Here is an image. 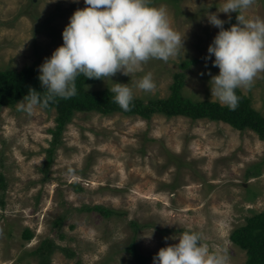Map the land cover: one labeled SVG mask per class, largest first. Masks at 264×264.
Listing matches in <instances>:
<instances>
[{"label": "rangeland", "instance_id": "374dc122", "mask_svg": "<svg viewBox=\"0 0 264 264\" xmlns=\"http://www.w3.org/2000/svg\"><path fill=\"white\" fill-rule=\"evenodd\" d=\"M151 6L166 9L183 49L167 62L150 59L142 71L118 72L86 89L130 84L134 98L148 103L169 98L182 74L183 97L222 105L210 89L219 68L214 56L206 59L220 29L206 15L218 13L223 0H151ZM85 7L84 0H0V70L39 72L63 45L70 17ZM242 14L264 18V0ZM236 17L218 13L225 29L238 23ZM149 72L156 87L145 92L135 85ZM239 90L264 116V73ZM56 119L55 108L28 113L16 103L0 109V264H42L32 253L44 241L60 247L50 264H142L132 245L147 258L144 264H153L183 231L202 233L228 264H245L246 252L230 237L264 212V140L257 134L209 119L91 112L76 113L54 147ZM94 207L116 213L106 216Z\"/></svg>", "mask_w": 264, "mask_h": 264}, {"label": "clouds", "instance_id": "9594fccd", "mask_svg": "<svg viewBox=\"0 0 264 264\" xmlns=\"http://www.w3.org/2000/svg\"><path fill=\"white\" fill-rule=\"evenodd\" d=\"M86 5L70 17L62 33L63 45L39 66V77L46 95L29 89L18 107L31 113L47 107L56 97L69 99L77 94L76 79L104 80L118 72L129 76L143 70L150 59L167 62L183 49L184 39L173 29L164 7L151 6V0H84ZM254 0H223L218 13H237V24L225 29L218 13H207L208 22L220 29L208 48L207 60L215 57L210 89L222 105L235 109L236 89L250 87L264 73V18L246 19L242 14ZM211 75V73H209ZM145 92L155 90L152 74L136 82ZM114 101L129 110L134 98L130 84L113 83L109 89ZM152 236V235H151ZM146 237V238H151ZM166 240L168 238H165ZM179 243L161 248L153 264H228V257L210 250L205 237L196 231H183L172 237Z\"/></svg>", "mask_w": 264, "mask_h": 264}, {"label": "trees", "instance_id": "16d2710c", "mask_svg": "<svg viewBox=\"0 0 264 264\" xmlns=\"http://www.w3.org/2000/svg\"><path fill=\"white\" fill-rule=\"evenodd\" d=\"M190 63L185 61L183 66H188ZM39 75L40 73L32 67H26L21 71L0 70V109L5 106H14L28 94L29 89H35L40 92L41 96L46 95L44 92L46 89L42 87L38 79ZM178 77L179 82L174 85L169 98L153 99L148 103L133 98L129 110L125 111L115 103V94L109 89L103 91L86 89L90 84L100 80L87 79L84 75H79L75 81L77 94L74 97L69 99L56 97L54 102H50L47 107H44L47 110L52 108L57 110L54 147L60 143L63 131L72 122L76 113L91 112L105 116L122 113L129 117L137 116L145 120H151L157 114L168 118L183 116L193 120L209 119L215 122H224L238 131L251 130L261 140H264V116L252 107L250 98L244 95L239 88L236 89L239 100L235 109L216 102H193L183 97L181 88L184 76L181 74ZM49 158L52 160V155ZM3 181V176H0L2 186ZM93 210L100 211L106 216L116 213V211L104 207H94ZM23 237L25 240L31 241L33 234L29 230H25ZM230 238L235 246L246 252L245 264H264V212L248 218L246 224L235 229ZM59 249L60 247L56 246L54 242L44 241L32 254L40 256L43 259L42 264H50L52 255ZM129 251L137 261L142 264L146 263L147 258L139 253L135 245H132ZM67 253H69L68 250ZM70 254L72 255L71 252Z\"/></svg>", "mask_w": 264, "mask_h": 264}]
</instances>
